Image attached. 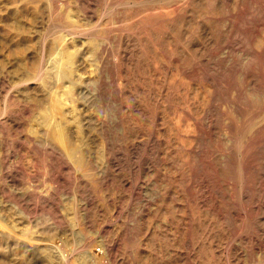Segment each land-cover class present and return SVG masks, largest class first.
<instances>
[{"label":"bare ground","instance_id":"bare-ground-1","mask_svg":"<svg viewBox=\"0 0 264 264\" xmlns=\"http://www.w3.org/2000/svg\"><path fill=\"white\" fill-rule=\"evenodd\" d=\"M43 2L67 19L63 55L39 57L17 82L0 76V207L50 219L49 235L16 245L35 264H70L58 202L10 189L23 183L22 149L80 196L71 215L89 264H264V0ZM0 217L1 235H17L21 215Z\"/></svg>","mask_w":264,"mask_h":264},{"label":"rangeland","instance_id":"rangeland-1","mask_svg":"<svg viewBox=\"0 0 264 264\" xmlns=\"http://www.w3.org/2000/svg\"><path fill=\"white\" fill-rule=\"evenodd\" d=\"M3 1L7 2L10 6L7 3L5 5L2 4V3H4ZM27 1H28V3H27ZM0 3H1L0 4V14H1L0 15V76L2 74L3 75H5V74L7 75L8 74L7 76H9V79H11V81H13V83H14V82H17V81H14V80L16 78H18V81H19L20 80L19 77L22 78L23 74H25V75L26 74L27 75L30 74V73H25V72H30L32 70L31 71V73H32L34 71V69L36 68V65L39 62V61H37V59L39 60V57L42 56L45 60H47V59L50 60V59L56 58V56L57 57H60L61 56L60 53L62 51L60 52V50L58 49V47H57L58 46V42H57L58 40L56 41V39H60L62 37L61 34L63 35L64 33H66V30L68 28L67 27V22H66L67 19H65V17L62 16V19L59 18V19H61V20H59L60 22L58 20H54L55 18H53L51 16V13H49L50 14V16H49V14H48L49 11L47 10V7L45 6L46 7L45 8L43 6L44 5L43 4L44 3L43 0H22V1H20V0H13V1L12 0H8V1L7 0H2V1H0ZM21 6H23V8ZM34 6H36V7H34ZM102 6H103L102 4H101V6L99 4L96 7V12L97 13H96L95 17L98 18V16H99L100 19H101V17H103L104 19L102 18L101 20H104L105 21V18L107 20V18L109 17L108 14L110 13V11H109L110 8L109 7L108 8H105V7H102ZM42 7H44V9H42ZM16 9H17V12L19 11V13L16 12ZM20 10H21V12H20ZM36 10H38V11H36ZM42 10H43V13H45L44 14L45 16L43 15ZM107 10L109 11L108 13H107ZM22 11H23V13L25 11V13L27 15L25 13L23 15ZM102 11H104L103 14H102ZM14 12H16V14L19 17H17V15ZM32 12L35 13V14H39L40 13L38 15V18L36 17L37 15L33 14ZM63 12H64V10H63ZM13 14H14L15 17L13 16ZM21 14L24 17L21 18V16H22ZM31 14H32V16L34 15L33 18H37L36 21H33L35 19L30 18ZM107 15H108V17H107ZM9 17L10 18H13L14 17V18L12 20ZM50 17H52V18H50ZM15 18L16 19L21 18V19L15 20L16 22L19 21V22H17L18 25H17V23L14 24L15 23L14 22V19ZM48 19H50V20H48ZM10 20H12L13 23ZM28 20H30V21H28ZM52 20H54V22ZM51 21H52V23H51ZM20 22L23 25L22 24H19ZM48 24H50V25H48ZM15 25L18 28H16ZM19 25L21 26V28H20L21 30H19ZM49 26L50 27L51 26L54 27V29L52 27H51V29H49ZM28 31H30V32H28ZM41 36H42V38H41ZM54 36H55V38H54ZM86 37L89 39V42H91V43L92 42L93 43L98 42V39L97 38H94V32L91 29H90V31L88 33H86ZM12 38H13V40H12ZM90 39L91 40L93 39V40L91 41ZM28 41H30V42H28ZM41 48H43V49H41ZM22 55H23V57H22ZM21 60H23V61H21ZM23 64H24V66H23ZM23 70H24V72H22ZM25 70H27V71H25ZM28 70H30V71H28ZM18 71H19V73L20 72L23 73V74L20 73L22 76L19 75ZM16 74H17V76H16ZM171 74H173V73H171ZM171 74L169 75V77H171V78L167 77L168 80H170V79L173 80V78L175 77L174 76L175 72L173 74L174 77ZM177 75H176L175 78H179L180 77L179 74H177ZM10 76H11V78H10ZM13 78H15V79L13 80ZM27 84H28V86H27ZM27 84L25 86H26V88H28L27 89L28 91L25 89L23 91V93L26 91V93H24V94H26L28 97H32L33 96V92H34V83L30 81ZM25 86L24 87L23 86H19V88L22 87L21 89H23V88H25ZM17 94H20V92H18ZM33 116L34 115L32 114V116H28V117H26L24 119L25 120V123H24V126H23L24 127V130L28 131L29 128H30V126L32 125L31 123H34V119L31 118ZM28 119H30V121H28ZM21 151L22 152H20V151L18 152L19 154L18 153H14L13 158L15 159V161H14L15 168H16V170H19L18 176L22 178V176L24 175L23 176V183L22 184L20 183L21 185L20 184H16L18 187L16 185H15L16 187L15 186H11L10 189L13 190V191H15V192H17V193H19V194L20 193H23L24 191H30L32 194L34 193L35 195H38L39 193L46 194V195L47 194L52 195L54 197L55 201L58 202V206H59L60 212L64 216V217L62 216L63 221H65V222L67 221V223L64 224V227L62 228V230L65 231L67 234H68V232L70 234V235L68 234V240L66 241V245L65 246H61L64 249L66 248V250H65L64 253H68L69 252V255L71 254V256H70L71 257L70 264H83V263L85 264L86 262L89 264V262H88L89 260L87 261L85 259L86 258L85 257L86 255H84L85 248H84V246H81L82 245V240H83V233L79 230L78 224L76 223V220L72 216L73 215V212H72V208L71 207H72V205L74 203V200H77L78 201V199H79V201H80V196L79 195H76L75 196V194H77V193H76V191L73 190L74 188H71V187L70 188L68 187L67 189L65 188V190H66L65 192L63 190H58V189H63V187H62V184L63 183L62 182H59V181H56V180L53 181V179L49 177L48 168H47L46 164L42 161V159L41 160H40V158L38 159L37 155L34 152H32V153L30 151L25 152V150L23 151L22 149H21ZM17 167H18V169H17ZM79 174H81V173H79ZM46 175H48V176H46ZM67 176L69 177V181H71V180L73 181V178L72 179L70 178L71 176H69V175H67ZM93 176H95V175H93ZM49 178L51 180H49ZM79 181L81 183H79ZM79 181H77V183H79L80 186H82V184L85 183L84 181H81V180H79ZM45 183L46 184L48 183V184L46 185ZM48 185H49V187H47ZM33 186H35V187H33ZM56 189H57V191L59 193H58V195H53L52 192L54 190H56ZM55 197H57V199ZM10 206H12V207H10ZM0 208H2L0 210V212H1V214H2V216H3V218H4L5 221H6V218H8V217H10L11 219L15 220V219H18V216L20 217V215H21V217H22V215H23L22 213H16V212H18V211H16V210H18L17 207H15V205L13 203L7 202L5 200L3 201V205ZM63 209H65V210H63ZM10 210H11V212H10ZM15 214H17V215H15ZM34 215L35 216L38 215L37 216L38 217V222L39 223L41 222L39 225H38V222H37V219H36L37 217L35 218ZM15 217H17V218H15ZM0 218H2V217H0ZM11 219L8 218L6 222L3 219L2 220H3L4 223L9 222V224H11L10 223V220ZM28 221H31V222H28ZM19 222L20 223L18 224V227L16 228V232L18 234L17 235H14L13 234L12 236H10L11 238L4 237L3 235H1L2 230H0V264H35V262H33L34 261V258H32V256L34 257L35 252H33L32 250L28 251V252H30V254H28V252H26V253L23 252L25 250V248L28 247V246L25 247V246H18V244L16 245L15 236H21L22 237V235L28 234V232L30 234H32V233L35 234L36 233V232L34 233L35 230L36 231L37 230L40 231L41 229L45 232V233L43 232L45 235H47V234L49 235L50 234V232H49L50 229L48 228V226H49L48 224L50 222V219L48 218V216H47L46 213L41 214V212H35L33 214V216L31 217V219H29V218L27 219L25 216H23L22 219H21V221H19ZM42 222H44L43 225H42ZM4 229H6V230H4ZM4 229L3 230L5 232H7V228L4 227ZM21 229H23V231H19ZM45 229H47V230H45ZM85 232L89 233L88 230H85ZM19 234H21V235H19ZM61 241L62 240L59 239V238L56 239V242H61ZM45 247H46L45 252H47L48 251L47 248L51 251V249H52L53 246H48V247L45 246ZM99 247H100V245H98L97 248L96 247H94V248L98 252L99 251H102L101 249H99ZM21 253H23V254H21ZM26 258H28V259H26ZM119 264H126V263H119Z\"/></svg>","mask_w":264,"mask_h":264}]
</instances>
